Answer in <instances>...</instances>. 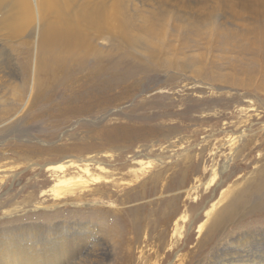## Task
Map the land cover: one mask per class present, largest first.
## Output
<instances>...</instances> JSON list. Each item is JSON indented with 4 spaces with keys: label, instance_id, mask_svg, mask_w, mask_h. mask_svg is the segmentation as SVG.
Segmentation results:
<instances>
[{
    "label": "rangeland",
    "instance_id": "rangeland-1",
    "mask_svg": "<svg viewBox=\"0 0 264 264\" xmlns=\"http://www.w3.org/2000/svg\"><path fill=\"white\" fill-rule=\"evenodd\" d=\"M172 23L168 15L156 21L149 56L119 48V81L106 87L103 99L88 112L72 110L37 120L17 112L29 107L20 101L22 97L17 98L23 91L20 84L13 101L3 96V248L8 235L27 229L33 238L67 235L69 239L73 235L81 239L82 247L74 248L77 255L70 264H175L176 256L188 261L189 252L196 249L210 224L203 225L201 236L197 234L205 221L204 212L223 190L230 189V194L213 214L255 183L264 168V29L258 30L260 34L238 32L228 38L218 29L200 28L197 35H185ZM101 45L115 52L116 47ZM10 54L0 57L3 72L22 57L13 51ZM67 161L74 163L65 169V176L76 180L67 185L71 190L64 185L55 187V174L57 179L60 174L45 170ZM76 164H86L88 173L79 171ZM92 178L98 181L85 186L78 183ZM53 187L59 192H53ZM138 214L141 219L133 223L140 231L134 242L129 220ZM146 215L158 232L166 229L168 246L176 241L171 233L174 221H179L182 239H177L168 257L164 256L166 249L157 248L156 235L144 227ZM263 216L248 215L228 233L235 236L244 230L264 229ZM187 237L190 242L185 247ZM14 238L21 243L18 251L34 247L23 245L27 242H22L23 236ZM216 244L212 240L202 249L203 260ZM32 251L30 259L38 262L50 259L52 252L49 246ZM202 254L191 264L202 261Z\"/></svg>",
    "mask_w": 264,
    "mask_h": 264
},
{
    "label": "bare ground",
    "instance_id": "bare-ground-1",
    "mask_svg": "<svg viewBox=\"0 0 264 264\" xmlns=\"http://www.w3.org/2000/svg\"><path fill=\"white\" fill-rule=\"evenodd\" d=\"M162 15H168L173 21L172 27L181 29L185 35H197L200 28L218 29V33L227 37L232 34L236 37L238 32L260 34L258 30L264 29V0H0V57L4 54L10 57V51H13L22 54L20 61L24 58L22 64L20 61L11 63L8 72H3L0 66V100L6 102L3 96H7L8 101H13L18 92L16 85L20 84L23 91L17 98L22 97L20 101L28 102L29 107L18 110V113H28L40 120L73 111L88 112L103 99L106 87H113L119 81L121 75L116 60L120 57L117 55L119 48L129 49L139 56L151 55L152 35L156 21ZM103 42L116 47L115 52L104 50ZM159 46L162 48V44ZM105 51L107 57L102 56ZM154 57L159 56L154 54ZM73 165L67 161L46 166L45 170L60 174L58 179L55 174V187L64 185L70 189L72 186L67 185L75 178H67L65 169ZM75 167L88 173L86 164H76ZM78 181L79 185L85 186L98 178ZM55 187L52 191L58 193ZM228 194L230 189L223 190L220 198L204 212L205 221L198 226L197 234L204 231L205 223L210 221V224L205 228V234L200 235L196 249L189 252L188 261L176 256L175 264H191L193 258L197 260L202 249L215 239L217 244L211 246L209 258L203 260V251L202 261L195 264H264V229L244 230L235 236L228 233L248 215H264V211H258L264 209V168L254 184L242 189L221 211L213 214ZM147 217L142 219L145 220L144 227L150 235H156L157 248L160 251L166 249L164 256L168 257V251H174V244L181 238L179 221H174L171 233V239L176 241L168 246L166 229L158 232ZM138 219H141L139 214L132 216L129 223ZM132 226L136 235L134 242H137L140 229L137 223ZM29 233L27 229H22L21 234L12 232L5 248L0 241V264H70L73 255H77L74 248L82 247L81 239L73 238V235L69 239L62 235L44 240L33 238ZM14 236H23L22 242L27 240L23 245L32 243L34 247L18 251L17 246L21 243ZM150 239L154 238L151 236ZM189 240L190 237L185 239V247ZM46 246L52 251L50 259L39 262L30 259L34 248Z\"/></svg>",
    "mask_w": 264,
    "mask_h": 264
}]
</instances>
